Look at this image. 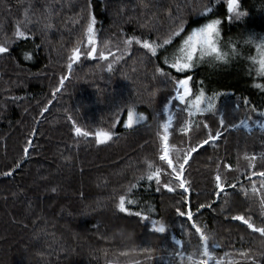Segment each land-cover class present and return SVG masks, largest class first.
Here are the masks:
<instances>
[{
	"label": "trees",
	"instance_id": "trees-1",
	"mask_svg": "<svg viewBox=\"0 0 264 264\" xmlns=\"http://www.w3.org/2000/svg\"><path fill=\"white\" fill-rule=\"evenodd\" d=\"M207 3L0 0V43L8 47L0 54V264H181L177 252L188 264L187 255L200 247L193 221L209 236V245H216L222 264H264V236L232 218L241 215L264 227V177L253 175L264 171V129L256 126L264 122V90L255 87L264 77L249 59L258 57L255 44L247 42L250 36L257 42L264 37V0H240L247 15L222 24L226 51L231 43L238 55L227 61L206 58L188 73L193 92L205 88L214 97L211 112L189 117L185 105L173 99V84L156 72L162 57L151 56L135 40L126 43L132 37L162 43L181 26L198 27ZM215 15L226 16L223 0L215 4ZM93 18L96 52L89 57L87 28ZM74 49L79 60H70ZM100 52L112 55L101 59ZM171 99L174 161L189 142L197 144L209 131L222 133L185 165L187 193L163 187H175L159 159L164 109ZM127 104L146 121L113 126L115 107ZM126 118L124 111L121 121ZM73 121L93 135L78 137ZM188 121L192 127L185 133ZM97 130L113 136L98 144ZM149 164L163 172L159 190L155 181L141 179ZM217 174L224 184L220 193ZM121 195L126 208L148 219L121 212ZM177 208H190L193 221L179 216ZM153 221L166 231L155 232Z\"/></svg>",
	"mask_w": 264,
	"mask_h": 264
},
{
	"label": "snow or ice",
	"instance_id": "snow-or-ice-1",
	"mask_svg": "<svg viewBox=\"0 0 264 264\" xmlns=\"http://www.w3.org/2000/svg\"><path fill=\"white\" fill-rule=\"evenodd\" d=\"M221 2V0H208V3L203 6V10L200 13L204 17V22L200 24L198 27L191 28L187 32L183 26L172 32L171 38L164 39L162 43L160 42H150L149 40L144 39H136L135 37L129 38L126 43H131L135 40V43L139 44L142 48L146 49L151 56L156 57L157 59H161L163 57L161 66L156 68V72L161 75L167 77L169 81L173 84V90L175 91V96L173 97L174 101H179L181 104L185 105V111L188 112L189 117L194 114H202L205 111L211 112L214 108L213 98L207 97L206 93L203 89H199L198 91L193 92L190 81L192 77L188 75V73L193 69L195 64L198 61H202L205 58L209 60L215 61H227L230 56L238 55L237 46L234 44H229V51H224V46L221 45V25L225 22H232L235 20H240L242 17L247 15V12L242 9L240 0H223V3L226 7V16L221 18L215 15V4ZM94 18L88 24L87 32L89 34L88 43L92 46L91 51L86 53L87 56L91 57L96 52L95 42L92 40ZM23 32L17 31V35H23ZM180 37V44L177 45L178 51L180 55L175 56V58L169 60V57L164 55L161 49L166 51L167 46L172 45L174 38ZM248 43H254L258 57L250 56L249 59L253 62V64L258 65L257 74L259 77H264V37H260L259 41H256L254 36H250L248 38ZM8 52V47L4 43H0V54H5ZM80 51L79 49H74L72 55L70 56V60H79L80 59ZM108 55H112V53H108ZM108 55L104 52H100L101 59H107ZM26 58H30L27 57ZM164 66H167V71H165ZM69 69H71L72 65L69 63ZM109 71H111V64H109ZM175 73V75L173 74ZM67 77H63L60 80V85L63 86L64 81ZM255 87L264 90V84L258 83ZM60 89L57 88L54 90V94L56 91ZM194 96V99H190V97ZM167 112V105H165V109ZM255 110V109H253ZM126 111L127 118L121 121L122 112ZM264 115V113H261ZM69 120H72V117H68ZM143 114H140L139 117L136 116L134 105L127 104L125 108H121L119 106L115 107V112L113 113V126L115 124L122 122L125 128H132L134 123H139L140 120H143ZM220 127L224 126L223 117L219 120ZM171 126V120L165 122L162 125L163 134L159 135L160 140V151L161 154L159 156L160 161L166 164V169L168 171V175L172 178L175 183V187H173L170 183H165L163 185L169 192H174L176 187L183 189L184 193L189 191L188 187H186V181L184 179V171L185 165L189 163L190 158L193 157V154L197 153L200 148L204 145L209 144L210 142L217 141L222 133L217 130L215 132L209 131L207 138L199 141L197 144L193 145L189 142V147L186 152L181 156L177 155L175 161L170 156V147H169V128ZM192 127V123L190 121L185 122L183 126V131L185 133H189ZM204 129H208L209 125L204 123L202 125ZM73 130L75 134L80 136H90L93 135L90 131H85L81 127L76 126V122L73 121ZM96 143L101 144L105 141L112 138L113 133L111 131L105 130H97L95 133ZM28 146L22 149L24 155H27L29 152L30 142L26 141ZM251 159H255L252 157ZM19 165H17L18 167ZM252 166L251 163L249 165ZM11 172H6L4 175H11ZM163 174L161 168H154L153 165H148V171L146 173V177H141V179H146L147 181H155L157 184V190H159L160 185V176ZM253 175H259L260 177H264V171L259 173H253ZM216 182V190L217 193L223 192L224 184L221 182V176L217 174L215 177ZM231 187H235V185H230ZM264 186V185H262ZM256 189L254 188L253 191ZM126 198L124 195L119 197L118 207L121 212H128L129 214H134L136 216H141L143 219H148L147 216H144L142 212L132 213L128 208L125 207ZM128 204L133 203L132 200L127 201ZM185 204H187V200H185ZM205 205H200V208H204ZM176 212L181 217H186L188 221H193V213L188 208L187 210H181V208H177ZM234 220H239L243 224L247 225L249 229L253 232L259 233L261 236H264V227H257L253 223L250 222L249 219L244 216L237 215L232 217ZM191 228L195 230V232L199 235L200 247L197 252L190 253L187 255L188 264H222L221 260L216 258L213 249L216 247L215 244L209 245V236L205 234L204 230L197 225L194 221L191 223ZM153 230L158 233H164L166 231V227L161 223L157 225L156 221H153ZM174 243L177 246L183 247L182 241L179 239L174 240ZM178 256L181 257V264L184 261L183 252H177ZM241 255H246V253H241Z\"/></svg>",
	"mask_w": 264,
	"mask_h": 264
},
{
	"label": "rangeland",
	"instance_id": "rangeland-1",
	"mask_svg": "<svg viewBox=\"0 0 264 264\" xmlns=\"http://www.w3.org/2000/svg\"><path fill=\"white\" fill-rule=\"evenodd\" d=\"M222 26H223V25H221V37H220V40H221V45L224 46V49H223V50L226 51V46H225V42H226V41L224 40L225 35H224V30H223ZM193 28H194V27H193ZM189 30H190V29H189ZM187 31H188V30H187ZM187 31H185V32H187ZM179 44H180V37H179V39H178L176 42H174V44H172V45H170V46H167L166 51L163 50L164 55L168 56L170 61H171V59L175 58V56L180 55V52L178 51V48H177V45H179ZM106 55H107V54H106ZM108 56H109V55H108ZM162 59H163V57H162ZM205 62H206V58H205L204 60H202V61H198V62L195 64V66H201V65L205 64ZM195 66H194V67H195ZM248 75H249V74H248ZM203 90L205 91L207 97H211L210 94H209V92H208V90H206L205 88H204ZM174 96H175V93H174ZM169 102H170V101H169ZM167 105H168V104H167ZM135 113H136V116H137V117H139V115L141 114V113L136 112V111H135ZM170 114L172 115L171 110H170ZM143 116H144V119H143V120H140L139 123H134L133 126H136V125H138V124H140V123L145 122L147 117H146L145 115H143ZM167 120H168V117H167V112H166V120H165V122H167ZM165 122H164V123H165ZM123 125H124V124H123ZM190 159H191V158H190Z\"/></svg>",
	"mask_w": 264,
	"mask_h": 264
},
{
	"label": "water",
	"instance_id": "water-1",
	"mask_svg": "<svg viewBox=\"0 0 264 264\" xmlns=\"http://www.w3.org/2000/svg\"><path fill=\"white\" fill-rule=\"evenodd\" d=\"M171 105H172V99L170 100V102L167 105V109H168L167 110V117H168V120L167 121H169V119H170L171 120V126H172V115L170 114ZM171 126H170V128H171ZM256 126H261L264 129V122H262L261 124L257 123ZM237 127L238 128L244 127L247 130L250 128V126L247 123H238L237 124Z\"/></svg>",
	"mask_w": 264,
	"mask_h": 264
},
{
	"label": "flooded vegetation",
	"instance_id": "flooded-vegetation-1",
	"mask_svg": "<svg viewBox=\"0 0 264 264\" xmlns=\"http://www.w3.org/2000/svg\"><path fill=\"white\" fill-rule=\"evenodd\" d=\"M172 103H173V101H172Z\"/></svg>",
	"mask_w": 264,
	"mask_h": 264
}]
</instances>
